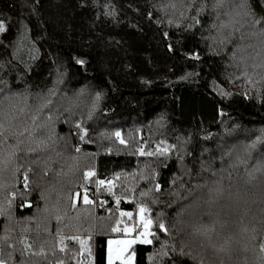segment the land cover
I'll list each match as a JSON object with an SVG mask.
<instances>
[{
    "label": "trees",
    "instance_id": "obj_1",
    "mask_svg": "<svg viewBox=\"0 0 264 264\" xmlns=\"http://www.w3.org/2000/svg\"><path fill=\"white\" fill-rule=\"evenodd\" d=\"M242 2L0 0L2 264H107L143 219L135 264H264V0Z\"/></svg>",
    "mask_w": 264,
    "mask_h": 264
},
{
    "label": "rangeland",
    "instance_id": "obj_2",
    "mask_svg": "<svg viewBox=\"0 0 264 264\" xmlns=\"http://www.w3.org/2000/svg\"><path fill=\"white\" fill-rule=\"evenodd\" d=\"M38 112V111H37ZM126 143V142H125ZM108 185L111 183V181H105ZM101 183L99 181L96 182L95 186H99ZM102 186V185H101ZM143 219V218H142ZM147 220L142 221V223L138 226V228L142 229V232L144 231V222ZM126 229H131V231H125L126 236H120V237H114V238H110L108 240V244H107V264H109V248L111 247L112 249V264H135L134 261V255L131 252L133 246L138 243V242H142V240L144 239V237L140 234H137L135 232H137V229L134 226H131V228L127 227ZM150 226L148 228V232L150 233ZM147 239L149 240V236L147 237ZM109 241H112L113 243L111 245H109ZM118 241H134V243L130 244V245H118L117 242ZM119 248H124L125 250L120 254V256H117V251Z\"/></svg>",
    "mask_w": 264,
    "mask_h": 264
},
{
    "label": "snow or ice",
    "instance_id": "obj_3",
    "mask_svg": "<svg viewBox=\"0 0 264 264\" xmlns=\"http://www.w3.org/2000/svg\"><path fill=\"white\" fill-rule=\"evenodd\" d=\"M238 7L244 10V12H243L244 15H250V14L254 15L253 10L251 9V5L247 2V0H245V2H242L240 5H238ZM253 23L254 24H260L262 26V30H264V17H262L261 19H254ZM4 31H5V24L2 20H0V32H4ZM77 63L82 64L83 61L78 60ZM77 127H79V125H77ZM115 135L117 136V138L120 137L119 132L115 133ZM121 143H123V141H121ZM86 175H91V173H88ZM100 183H103V181H100ZM157 187H159V186L157 185ZM85 202H88L87 197H85ZM143 211H144V209L141 208V212H143ZM122 215L131 216V213H122ZM150 224H151V221H145L144 222V231L141 233V235L144 237V239L142 240L143 243H151V241L147 239V237L150 235V233L148 232V228H149ZM164 227L165 226L163 224L160 225V228L162 230L164 229ZM113 230L115 231L116 229H113ZM125 231H131V229H125ZM112 243H113L112 241H109V245H111ZM132 243H134V241H118L117 242L118 245H125V246L130 245ZM261 247H262V249H264V245H262ZM124 250H125L124 248H119L117 251V256L119 257L120 254ZM181 255H183V253H181ZM0 264H2V262H0ZM109 264H112V249H111V247L109 248Z\"/></svg>",
    "mask_w": 264,
    "mask_h": 264
},
{
    "label": "built area",
    "instance_id": "obj_4",
    "mask_svg": "<svg viewBox=\"0 0 264 264\" xmlns=\"http://www.w3.org/2000/svg\"><path fill=\"white\" fill-rule=\"evenodd\" d=\"M108 181V180H107ZM137 234H140L141 233V229L140 228H137ZM118 264H121V263H118Z\"/></svg>",
    "mask_w": 264,
    "mask_h": 264
}]
</instances>
